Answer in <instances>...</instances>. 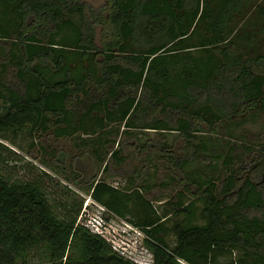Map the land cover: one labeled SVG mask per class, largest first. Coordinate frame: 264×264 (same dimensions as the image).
I'll list each match as a JSON object with an SVG mask.
<instances>
[{
  "label": "trees",
  "instance_id": "trees-1",
  "mask_svg": "<svg viewBox=\"0 0 264 264\" xmlns=\"http://www.w3.org/2000/svg\"><path fill=\"white\" fill-rule=\"evenodd\" d=\"M0 99L3 136L98 133L96 144L84 145L103 170L101 138L106 147L119 145L121 133L141 141L134 129L177 131L188 152L174 164L193 198L185 202L179 191L167 202L173 246L164 238L170 213L160 216L140 187L119 189L99 178L90 197L121 218L135 217L128 220L143 232L153 264H264V186L257 179L264 122L220 164L189 168L196 157L221 155L206 133L223 123L235 137L236 118L246 124L264 113V0H0ZM1 139L0 161L13 159ZM107 152L123 160L120 148ZM247 157L256 165L243 176L237 163ZM82 202L67 194L53 204L40 179L0 175V264H137L77 221Z\"/></svg>",
  "mask_w": 264,
  "mask_h": 264
},
{
  "label": "rangeland",
  "instance_id": "rangeland-1",
  "mask_svg": "<svg viewBox=\"0 0 264 264\" xmlns=\"http://www.w3.org/2000/svg\"><path fill=\"white\" fill-rule=\"evenodd\" d=\"M91 5L97 6L104 0H84ZM241 26V25H240ZM245 30L246 26H242ZM99 43V34L97 35ZM4 100L0 99V108ZM247 117L246 124L235 119V124L230 127L236 134L230 137L229 130L221 123L216 132H208L210 141L214 142L213 148L220 157L214 158L208 155H202L190 160V169H199L207 171L209 166L213 168L210 160H215L220 164L222 156L228 151L229 147L234 145L236 148L245 137L249 136L254 139L263 130L264 113L257 112L253 117ZM223 125V126H222ZM122 130V127H121ZM141 141L135 140L134 136L120 134L117 143L108 144L106 147L102 142L99 147L100 155L108 162V168L103 170L95 157L91 154L88 145H84L86 140L89 142L99 141L98 133L86 135L77 133L73 137H57L51 129L47 131L36 130L32 133L17 131L14 133V139L3 136L2 140L14 152L11 151L13 159L9 156L7 161H0V175L7 176L10 179L35 180L40 179L45 188L49 201L62 202L67 194L76 195L78 199H83L82 207L77 220L85 223L88 218L98 216L101 223L107 226L103 231L107 239L120 250L122 254L132 259L137 264H153L152 254L144 244L143 232L133 226L128 218H135L132 215L121 218L112 213L110 210L100 205L89 195V188L95 179L102 178L107 183L118 187L119 189H133L140 187L145 199L151 203L153 208L160 216L170 213L164 220L166 230L164 238L171 247L176 242V236L171 230L174 222L172 211L169 209L167 202L176 196L177 192L184 193V201L192 200V195L186 191V182L183 171L174 164V159L186 158L188 150L186 149L188 141L177 131H154L144 129H134ZM208 136V135H207ZM197 141V140H196ZM145 142L146 146H141ZM137 144L139 148H137ZM219 144V145H218ZM120 148V155L123 160L119 163L118 159L110 157L108 150ZM168 148L170 151H167ZM215 153V154H216ZM239 154V153H237ZM245 162L237 163L240 173L244 176L250 173L256 165V161H250L249 157ZM213 174H216V172ZM261 185L264 186V174L257 178ZM88 202V204H86ZM196 219H199L198 211L201 203L195 200ZM145 211L151 213V207L145 206ZM255 213V212H251ZM113 215V216H112ZM86 219V220H85ZM106 224V225H105ZM34 251L30 252L32 262H36ZM238 253L233 257H237ZM224 258L218 261L223 262ZM179 264H188L184 260H179Z\"/></svg>",
  "mask_w": 264,
  "mask_h": 264
},
{
  "label": "built area",
  "instance_id": "built-area-1",
  "mask_svg": "<svg viewBox=\"0 0 264 264\" xmlns=\"http://www.w3.org/2000/svg\"><path fill=\"white\" fill-rule=\"evenodd\" d=\"M86 204H88V202ZM87 220L88 221L84 223V225L86 227H88L92 232H95L97 234L102 235L107 241H109L112 244V247L115 250H118V248H116L113 245V243L110 240L107 239L106 235H104L103 231L106 230L107 228L103 227V225L101 223L102 220L100 219V217L95 216V217H91L90 219L88 218ZM118 251H120V250H118Z\"/></svg>",
  "mask_w": 264,
  "mask_h": 264
},
{
  "label": "clouds",
  "instance_id": "clouds-1",
  "mask_svg": "<svg viewBox=\"0 0 264 264\" xmlns=\"http://www.w3.org/2000/svg\"><path fill=\"white\" fill-rule=\"evenodd\" d=\"M106 225V224H105ZM105 228H107V226H104Z\"/></svg>",
  "mask_w": 264,
  "mask_h": 264
},
{
  "label": "flooded vegetation",
  "instance_id": "flooded-vegetation-1",
  "mask_svg": "<svg viewBox=\"0 0 264 264\" xmlns=\"http://www.w3.org/2000/svg\"><path fill=\"white\" fill-rule=\"evenodd\" d=\"M71 195V194H70ZM77 221H79V220H77Z\"/></svg>",
  "mask_w": 264,
  "mask_h": 264
}]
</instances>
